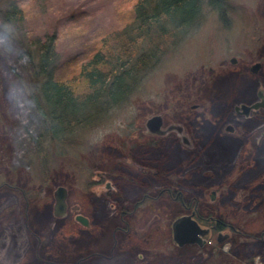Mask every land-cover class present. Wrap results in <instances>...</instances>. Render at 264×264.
<instances>
[{
  "label": "rangeland",
  "instance_id": "1",
  "mask_svg": "<svg viewBox=\"0 0 264 264\" xmlns=\"http://www.w3.org/2000/svg\"><path fill=\"white\" fill-rule=\"evenodd\" d=\"M9 1L0 0V7ZM133 1L20 0L27 15L16 25L17 45L21 50V38L29 45L56 35L59 79L82 86L79 59L95 53L99 35L126 26ZM231 1L234 9L224 18L205 8L200 24L167 49L126 103L54 145L41 141V151L23 132L6 99L9 84L16 81L7 59L16 52H0V264H113L128 256L132 259L126 264H168L169 254L178 258L175 264H264L259 260L263 247L259 243L264 241V126L246 137L242 125L253 117L235 116L236 107L253 104L258 90L264 89V0ZM258 62L262 67L254 74L250 70ZM30 80L25 84L32 94ZM158 114L166 122L185 123L188 137L197 125L195 149L170 150L183 165L179 179L184 197L178 196L180 191L167 195L159 187L149 192L159 196L158 202L151 208L142 204L136 218L127 219L120 208L106 213L94 204L98 184L93 183L102 172L116 168V157L129 152L131 144L144 136L146 122ZM229 126L235 132L228 131ZM209 130L242 146L236 163L222 175L198 168L189 155L195 150L197 154ZM30 132H42L38 115ZM191 177V184L209 178L204 182L212 187L198 194L187 185ZM61 186L69 190V209L65 217L57 218L55 191ZM194 197L201 201L202 215L236 227L240 233L222 231L233 243L220 244V235L215 234L204 248L174 244L172 224L187 215L184 204ZM77 214L86 216L89 225L78 222ZM112 252L115 259L110 260Z\"/></svg>",
  "mask_w": 264,
  "mask_h": 264
},
{
  "label": "trees",
  "instance_id": "2",
  "mask_svg": "<svg viewBox=\"0 0 264 264\" xmlns=\"http://www.w3.org/2000/svg\"><path fill=\"white\" fill-rule=\"evenodd\" d=\"M205 8L223 18L234 9L231 0H134L126 26L120 31L99 35L100 43L95 53L87 60L79 59L82 86L59 79L56 35H47L29 45L21 38L23 49L14 58L7 59V64L16 80L31 79L42 132L31 134L25 131L20 119L19 122L36 150L44 148L42 142L52 141L54 145L55 140L91 126L92 122L126 103L161 63L167 49L200 24ZM26 15L20 0H10L0 7V22L13 20L20 25L25 22ZM24 55L27 59L22 58ZM242 126L246 137L261 129L264 111L256 113ZM218 135L210 131L197 150L199 155L196 156V150L189 153L194 157L192 163L214 175H222L223 170L236 163L242 148L238 141ZM44 160L43 166H46V157ZM146 162L150 176L157 173L160 178H166L169 171L183 168L179 158L173 159L169 153L150 156ZM39 168L41 175L44 169ZM259 244L263 246L259 259L264 262V242Z\"/></svg>",
  "mask_w": 264,
  "mask_h": 264
},
{
  "label": "flooded vegetation",
  "instance_id": "3",
  "mask_svg": "<svg viewBox=\"0 0 264 264\" xmlns=\"http://www.w3.org/2000/svg\"><path fill=\"white\" fill-rule=\"evenodd\" d=\"M260 65L262 67L261 63ZM260 90L261 89L258 90V93ZM257 100L258 98L256 99V101ZM261 111H264V109H260L257 111L253 110L248 118L253 117L256 113ZM158 115L163 116L162 114H158ZM235 116L236 118H240V117L247 118V116L241 115L239 113H236ZM162 118H163V126L161 128V131L163 132L162 135L153 134L151 132V129L147 126V122H148L147 121L145 128L143 130L144 136L141 135L137 140H135L131 144L128 153L122 155L119 154L118 157H116L117 165L113 171H110V173L102 172L99 175L100 177L99 180L93 183V184H98L97 185L98 188L96 190L97 199H93L94 204L99 203V205L104 207L103 209H106V213H111L114 211L116 212L120 208V209H124V211H121V214L125 216L127 219L129 217H134V216L136 218V216L138 215H135V213L138 212V209L142 204L144 205L148 203L150 204L149 207L151 208L155 206V202H158L159 196L155 197L152 194H149L150 191L158 189L159 187L167 195L169 194L172 195L173 193L182 191L181 188L183 189L182 187L183 185L180 183L181 181L179 179V175H180L179 172H181L180 170L169 171L168 173H166L167 174L166 178H160L159 176H157V173L155 174L152 173L153 176L152 175L150 176L146 161L150 156H156L160 154L162 155L165 153H169L171 155L172 151H166L164 147H167L168 150L181 148L183 151L186 148L195 149L196 144L193 140L195 139L196 141V137H199L198 135L199 132L198 129L196 128L197 125H195V128L193 129L194 135L191 136L192 138L188 137L190 136V134L186 132L185 123L166 122L164 117ZM235 130L236 129H232V130L230 129L228 131L235 132ZM189 133H191V129L189 130ZM184 137L188 139L189 144L185 142ZM182 144L184 145V147ZM124 161L128 163H124ZM184 170H187V168L185 167ZM191 179L192 177L189 179V181H187L188 184L186 183V180H184L183 183H186L188 186H190L191 187L190 190L198 189V191L196 192L198 194L202 192L203 193L202 195H204V191L212 187L210 182L209 183L204 182L205 179L201 181V179L199 178L200 182L198 183L192 182V184L190 182ZM214 194L216 193L214 192L213 195ZM139 196H142V199H138ZM178 196L184 197L183 192L179 193ZM178 196L177 198H179ZM200 205H201V201L197 197H194L190 202L184 204V206L187 207L186 208L187 215L193 216V218L200 224V226L203 229L209 231V235L206 237V239H208L210 235H215V234L220 235L222 231H224V229L227 228H231L232 231L240 233L239 231L236 230V227L234 225L233 226L230 224L224 225V223L221 220L215 218L214 216L202 215ZM79 215H83V214H77V216ZM88 224H89V220H88ZM262 236H264V233L262 234ZM206 239H205V243L202 246L198 244H193V245L191 244L185 246H193V247L196 246V247L204 248L210 243L206 241ZM172 240L174 244H176L173 235V224H172ZM217 240L219 242L220 239L217 238ZM225 241H227L228 243L229 242L233 243V240L229 241L228 239H226ZM113 252L111 253V255H109L108 259L110 260L115 259V255H114L115 253ZM204 257L205 259L207 258L206 256ZM135 258H137V260L139 261H144L146 259L145 257H140V258L135 257ZM127 259L131 260L132 258H130V256L125 258L123 257L121 259H117L116 261H113V264H118V263L126 264ZM165 260L167 261L168 264H170V262H173L175 264V262L178 261V258L175 255L173 256V254H169L165 257Z\"/></svg>",
  "mask_w": 264,
  "mask_h": 264
},
{
  "label": "water",
  "instance_id": "4",
  "mask_svg": "<svg viewBox=\"0 0 264 264\" xmlns=\"http://www.w3.org/2000/svg\"><path fill=\"white\" fill-rule=\"evenodd\" d=\"M232 63H237V59L233 58ZM261 69L260 63H257L251 68V72L258 74ZM258 100L253 104H243L239 107H236L237 113L250 116V113L255 110L264 109V89H261L258 93ZM242 111V112H240ZM147 126L151 129L153 134L162 135L163 132L161 128L163 126V118L160 115L154 116L148 120ZM232 130L233 127L229 126L228 130ZM186 143L189 144V141L184 137ZM68 199L69 191L66 187H59L55 191V208L54 213L57 218H63L68 213ZM212 199H215V194L212 196ZM77 221L84 226H88V219L83 215L77 216ZM173 235L174 241L179 247H184L185 245L198 244L202 246L205 243V238L209 235V231L203 229L200 224L193 218V216L185 215L177 218L173 223ZM223 238V239H221ZM229 238V235L220 234L219 242L222 243Z\"/></svg>",
  "mask_w": 264,
  "mask_h": 264
},
{
  "label": "clouds",
  "instance_id": "5",
  "mask_svg": "<svg viewBox=\"0 0 264 264\" xmlns=\"http://www.w3.org/2000/svg\"><path fill=\"white\" fill-rule=\"evenodd\" d=\"M16 32L17 26L15 21L4 20L0 22V52L11 54L21 51L16 42ZM22 58L27 59V56L24 55ZM6 99L15 108L16 115L20 119L21 124L25 126V131H30L29 126L34 123V116H37L38 113L35 111V101L25 82L16 80L10 83L7 89Z\"/></svg>",
  "mask_w": 264,
  "mask_h": 264
}]
</instances>
